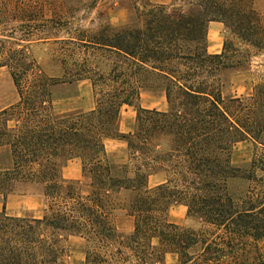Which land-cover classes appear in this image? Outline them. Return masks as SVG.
Masks as SVG:
<instances>
[{
  "label": "trees",
  "instance_id": "1",
  "mask_svg": "<svg viewBox=\"0 0 264 264\" xmlns=\"http://www.w3.org/2000/svg\"><path fill=\"white\" fill-rule=\"evenodd\" d=\"M109 2L134 13L113 26L70 4L0 0V69L19 94L0 112L1 159L10 163L0 170V264H66L70 236L86 241V264H165L169 253L178 264H264V81L249 97L224 96V74L264 52L255 1ZM211 22L226 29L218 54L209 52ZM38 46L52 51L56 74L34 57ZM81 81L95 107L59 113L55 89ZM147 90L162 92L168 109L143 108ZM124 107L137 109L128 133L118 130ZM107 140L126 143L127 163L112 161ZM242 142L254 146L247 171L233 164ZM71 160L81 179L63 177ZM157 174L164 180L151 186ZM240 178L249 186L236 196L229 182ZM13 195L43 197V216L9 215ZM175 205L204 228L170 221ZM118 212L134 219L131 234L120 232Z\"/></svg>",
  "mask_w": 264,
  "mask_h": 264
},
{
  "label": "rangeland",
  "instance_id": "2",
  "mask_svg": "<svg viewBox=\"0 0 264 264\" xmlns=\"http://www.w3.org/2000/svg\"><path fill=\"white\" fill-rule=\"evenodd\" d=\"M94 0H52L56 8H62L67 4L74 5L80 8L77 12L80 16L86 15L89 21L103 13L113 26L125 24L134 13V9L126 6L115 5L109 0L99 2L97 8L88 9L89 5ZM155 4L170 5L176 0H151ZM255 7L264 17V0H254ZM83 4V6H82ZM82 7V8H81ZM89 24V23H88ZM226 29L223 26L221 31L214 30L208 27L209 52L222 51L223 43L226 38ZM34 57L44 67L49 75L56 74L57 68L52 66L53 53L46 46H38L34 49ZM253 57L249 66L230 69L224 74V96L228 97H249L253 95L256 85L264 81V52L257 54L252 51ZM221 53V52H220ZM56 94V110L59 113L67 111H90L95 107V99L92 85L89 81H81L72 85H62L55 89ZM19 101L18 91L13 83L11 75L7 69H0V112L15 105ZM140 105L147 109H158L165 111L168 109V104L165 95L159 91H144L141 94ZM137 116V109L135 107H124L121 111L118 130L121 133L130 132L134 125ZM107 151L114 163L123 165L127 163L128 152L127 145L121 140H107ZM254 146L251 142H242L236 146L233 154V164L235 167L241 168L242 171H247L252 162ZM7 157V156H6ZM4 158L3 162L8 163V158ZM79 169L81 165L74 160L69 161L63 168V177L68 179L74 177V171ZM80 167V168H79ZM65 169V170H64ZM78 171V170H77ZM78 179L82 178V173ZM243 175H246L242 172ZM163 175L161 174L160 177ZM160 177H151L150 185L155 186ZM77 179V180H78ZM76 180V179H75ZM249 182L246 179H231L229 182V191L231 194L241 196L248 189ZM21 196V195H16ZM37 196V195H27ZM41 197V196H37ZM43 198V197H41ZM44 199V198H43ZM45 202V200H44ZM11 208L7 211L12 216L29 217L37 216L31 210H24L22 206L11 204ZM46 205H44L45 211ZM44 211L42 215L44 214ZM170 221L185 226L187 228L200 230L204 228L201 219L198 216H189L188 208L183 205H175L171 208L169 213ZM116 224L124 235H129L134 230V219L129 217L125 212H118L116 216ZM66 264H86L87 243L79 236L68 237L66 243ZM165 264H178V258L175 254H167Z\"/></svg>",
  "mask_w": 264,
  "mask_h": 264
},
{
  "label": "crops",
  "instance_id": "3",
  "mask_svg": "<svg viewBox=\"0 0 264 264\" xmlns=\"http://www.w3.org/2000/svg\"><path fill=\"white\" fill-rule=\"evenodd\" d=\"M223 26H224V24H222L220 22H211L210 23V28H213L214 30H218V31H221L223 29ZM220 52L221 51H216L213 54H218ZM1 153H2V151L0 150V170L5 169L10 164L9 162L8 163H4L2 161ZM76 161L79 162V164L81 165V162L79 160H74V162H76ZM79 172L82 173V171H80L76 167V170L74 171V175L75 176L74 177H70L68 179L69 180L70 179H74V180L76 179L77 180L80 177V175H81ZM62 175H63V171H62ZM158 176L160 177L161 174L154 175V177H158ZM163 178H164L163 176L160 177V181L157 184L161 183L164 180ZM11 204H13V205L17 204L19 206H22V208L24 210L33 211L34 213L37 214V216H34L36 218H41L43 216L42 213L44 211L43 209H44L45 202H44V199L41 198V197H37V196H16V195L10 196L8 198L7 203H6V211H8L11 208L10 207ZM2 210H3V202L0 200V211H2ZM18 216H20V215H18Z\"/></svg>",
  "mask_w": 264,
  "mask_h": 264
}]
</instances>
